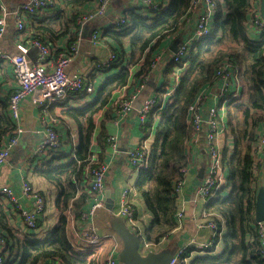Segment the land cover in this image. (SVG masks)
I'll return each instance as SVG.
<instances>
[{
    "label": "trees",
    "instance_id": "16d2710c",
    "mask_svg": "<svg viewBox=\"0 0 264 264\" xmlns=\"http://www.w3.org/2000/svg\"><path fill=\"white\" fill-rule=\"evenodd\" d=\"M95 1L59 0L63 8L53 16L39 13L41 10L26 12L25 28L21 32L16 30V34L29 31L30 39L52 45L67 34L70 36V46L78 38V19L88 14L87 8ZM214 1L217 7L210 34L190 46L188 55L182 60L188 66L173 93H169L171 85L167 86L171 77H165L166 85H163L162 90L167 92L169 98L166 104L157 106L162 107V113L155 116L159 124L151 161L147 169L139 171L136 189L152 216L145 231L146 238L151 244H158L173 234L180 224L177 217L179 197L174 189L181 178L182 169L187 166L185 142L193 137V129L188 123L191 108L199 98L202 102L198 107L204 108L212 95L218 97V106H222L225 96H218L213 88L223 81L218 75L220 67H227L229 73L239 75L242 87V93L225 105L228 122L225 121L223 126L233 135L235 144L231 150L226 148L223 151L222 162L228 174L222 187L205 202L207 217L203 216L204 219L219 222L225 228L220 238L222 249L219 253L211 254L215 244L206 255H197L191 260L192 252L197 248L188 247L181 264H264L255 219L257 194L264 186L260 179L264 175V164H257L258 158L255 156L260 132L264 128V34L259 40L249 36L248 18L252 0ZM156 3L158 7L149 8L146 15L128 10L123 17L126 19L124 25L113 26L103 32L102 38L117 46L116 59L111 66L116 71L105 77L96 98L82 107L74 108L68 102L51 107H62L63 116L73 120L79 128L78 145L73 156L61 162V153L58 152L47 162V167L39 169L41 175L58 189V224L44 238L27 232L31 229L15 230L11 222L14 214L7 205V198L0 194V230L5 240L2 250L4 264H95L86 254L78 253L69 240L66 212L75 203L87 161L94 155L92 138L96 133L97 115L105 108L114 114L111 107L113 93L130 86L132 81L135 84L147 78L163 40L183 34V26L192 15V0H155ZM165 3L167 5L162 9ZM50 8L47 6L43 11ZM126 49L129 50V56L124 61ZM1 65L0 61V142L11 136L16 128L9 109L10 97L6 100L1 96L4 79ZM203 93L208 96L201 97ZM155 117L152 113L150 127ZM97 135L98 142L102 144L107 136L104 128ZM217 241L216 238L215 243Z\"/></svg>",
    "mask_w": 264,
    "mask_h": 264
},
{
    "label": "crops",
    "instance_id": "0c3cea01",
    "mask_svg": "<svg viewBox=\"0 0 264 264\" xmlns=\"http://www.w3.org/2000/svg\"><path fill=\"white\" fill-rule=\"evenodd\" d=\"M24 1L26 0H4L7 8L11 12V16H9L7 19L8 26L1 41V46L3 50L8 52L10 55L16 54V46L20 41L27 40L26 42L28 43V41L31 40L29 31H27L25 34H16L17 20L13 16V13L16 11L18 5ZM162 5V9H165L167 3ZM50 7V10L43 11L41 14L46 13L49 16H53L62 10L63 4L57 0V2ZM149 7L150 6L148 5L147 0H115L110 5L105 16H98L93 21L83 25L80 24V18L78 19L79 33L81 35L79 36L78 33L77 40L72 44H79V52L72 60L68 71L70 73L80 71L87 74L93 81L94 91L90 93H71L69 97L66 98L62 103L68 102L70 106L77 108L91 102L94 97H96L98 89L102 86V82L105 80V77H108L116 71V69L111 68L112 65L101 70H94L96 63L107 60L110 57L111 52H116L115 47L117 46L106 42L104 38H102L103 32L107 31L109 28H113L111 25L113 21L124 17L128 10H135L140 12L141 15H146V13L150 10ZM156 7H158L157 3ZM156 7L154 6L152 8ZM87 9V13H94L97 10V0L90 4ZM203 13L204 10L202 8L196 10L194 13H192L190 19L186 21V24L183 26V34H176L173 37H168V39L163 40L159 50H157L155 54L156 57L154 62L156 61V63L155 65H152L150 74L147 76V78L137 81L135 84L134 81H132L130 86L119 89L113 93V99L117 96L129 98L132 94H135L133 111L128 115L127 118L117 119L116 115L113 114V112H110L108 108L101 110L96 117L97 127L95 137L92 138V151L93 154L98 158L99 162L107 163L110 166V171L107 174L105 185V205L95 214H91L90 210L94 204V197L89 192L86 183H83L82 188H80L79 192H77L75 203L70 205L72 215L70 216L69 221H67L68 237L75 250L78 253L86 254L89 260L95 261V264H105L107 257L110 255L118 259V254L123 246V243L119 236L112 229L110 225V219L113 214L117 216L122 203L123 191L125 189L130 190V201L138 208L137 219L140 232L144 236L142 238L144 241L142 245L144 254L149 251L159 252L164 248H176V250L178 249L177 251H179L182 248H186L193 241H196L197 243L206 242L214 237L212 230L203 226V224L208 220V218H203V216L205 217V210L203 209L200 215L197 214L198 199H202L197 195V188L202 183L203 178L205 177V174L208 170V156L205 143L195 141L191 142L190 147L192 156V172L191 176L187 178L184 190L179 196L178 200L179 211H182L184 215L179 222L180 224L178 229L170 236L164 238L158 244H150L151 242H149L146 238L145 231L152 220V216L146 209L143 200L136 189L139 172L133 168L128 159V152L138 146L139 141L145 136L144 131L142 130V123L139 119L138 110L147 99L155 95H157L160 99L158 105L160 103L161 106L165 104L167 96H169L165 90H162L165 77L167 75L171 77L170 84L168 83L167 86L176 84L183 72V67L186 65L185 61L182 63H176V61H173L175 60L173 58V54L175 53L171 49L172 44L177 38H182V43L179 46L188 42V38L194 36L197 22ZM248 20L249 36L252 39L259 40V38L264 33L261 34L254 28L253 24L251 23L250 16ZM96 30L100 32L101 43H104L105 46L104 44L95 45L91 42V35ZM69 37L70 36L67 34L63 35L60 39L54 42L55 46L52 44L51 45L56 51H58V48L60 50L68 49L71 46H69ZM30 48L31 51L29 56L31 59L36 60L39 55V50L33 45H31ZM123 56H125L124 61H126L129 56V50L126 49V53L124 52ZM0 61L2 62L1 66H3V69H1V76H4L1 86L3 94L1 96L7 100L12 92H14V90L18 87V84L14 78L12 62L10 60ZM221 87L222 82L221 85H218L213 89L217 91ZM129 88H131L130 91H128ZM241 88L242 87L239 84L240 92H242ZM230 90L231 92L236 90V85L234 83L231 85ZM208 92L211 93V90ZM160 93H163V95L161 96ZM211 97L212 98L209 100L210 102H207L205 107L200 109L203 114H206L211 106L218 105L220 103V100H218L217 96L212 95ZM226 102H228V100L225 99L223 103L226 105ZM51 107L49 109L47 121L53 122V126L57 129L61 137L62 145L59 152L61 153V162H63L66 159H70L77 148L79 140V128L73 120L63 116L64 114L62 107H57L56 109ZM156 117L155 122L151 125V127L149 126L150 117H148L146 123L147 133H149L150 130L153 133L157 123ZM222 121L223 123L226 121L225 114H223ZM43 122L44 120L41 113V107L33 105L30 98L27 97L21 103V126L25 128V132L22 133L18 144L13 148L8 162L0 167V187L4 184L9 185L19 203V206L17 207L11 200H6L8 207L11 208V212L14 214V217L11 218V222L13 223L15 230H22L23 219L21 216V209L32 210L34 205V199L23 194V181L27 180L34 189L39 190L44 195L45 199V192L49 188L55 186L54 184L48 182L39 172V169L47 167V164L52 160V155L55 153L52 155L48 153L41 156L32 154L37 145H39L44 139ZM73 126L76 128V139L74 137L75 133ZM101 128H104L107 133L104 141L102 140V144L97 140V134ZM109 135L116 136L118 141L117 150L111 149L107 140ZM260 135L264 136V128L261 129ZM223 140H227L229 143L228 138L221 136L219 140L221 145H223ZM70 147L71 149L69 150ZM43 164L45 165L42 166ZM225 170L226 171H224V173L225 176H227L226 174H228V170L226 168ZM106 191H111V195L115 200V206L112 211L106 207ZM202 200L204 201V199ZM56 210L59 213L57 207ZM59 215L60 214H58L57 217H53L52 220L54 221V225H50L49 221L46 225H42L41 222L44 218V213L41 214L38 217L37 228L35 230H28L27 232L34 233V236L38 238L46 237L58 224ZM71 220L73 221L72 223ZM89 225H94L96 231L101 236H111L103 241L101 251L97 248H88L85 244L82 233ZM219 225L222 232L219 234V237L217 238L218 241L216 242L214 250L211 254L219 253L222 249V242L220 238L222 237L225 228L223 225ZM2 233L3 231L1 232L0 230V237H2ZM3 249L4 244L0 243V251ZM197 255H206V253L195 250L192 252L191 260ZM189 260L190 259H188V261Z\"/></svg>",
    "mask_w": 264,
    "mask_h": 264
},
{
    "label": "built area",
    "instance_id": "2783aa9c",
    "mask_svg": "<svg viewBox=\"0 0 264 264\" xmlns=\"http://www.w3.org/2000/svg\"><path fill=\"white\" fill-rule=\"evenodd\" d=\"M113 1L115 0H97V10L94 13H88L82 16L80 18V24L83 25L89 23L98 16H105ZM147 2L150 7H156L154 0H147ZM252 4L250 11L251 23L259 33L263 34L264 19L260 12L259 0H252ZM53 5L54 3L52 0H26L18 5L16 11L13 13V16L17 20L16 28L18 32H21L25 28L24 15L26 12L35 13L38 10H41L39 13H42L43 8ZM0 7L2 10V16L0 17V60H10L12 62L14 78L18 84V87L12 92L9 98V109L16 124V128L11 136L0 142V167H2L8 162L13 148L18 144L22 133L25 132V128L21 126V103L27 97L30 98L33 105L41 107V113L44 120V139L39 145H37L32 154L41 156L49 153L52 155L59 152L62 141L57 129L53 126V122L47 121L50 107L53 104H61L71 93L93 92L94 84L87 74L80 71L73 73L68 71L72 60L79 52V44L74 43L68 49L56 51L49 43L31 39L28 43L26 42L27 40L20 41L16 46L17 52L14 55H10L8 52L4 51L1 46V41L6 32L8 26L7 19L11 16V12L7 8L4 0H0ZM216 7L217 4L214 0H192L190 14L200 8L204 10V13L200 16L197 22L194 36L188 38L189 41L181 45L179 51L173 54V58L176 61H181L188 55L189 48L195 41L210 34L212 27L210 23H212L211 21L213 20ZM189 19L190 18H188L187 21ZM125 23L126 19L121 17L120 19L113 21L111 25L119 27ZM100 37V32H98V30L94 31L91 35V42L95 45L104 44L101 43ZM31 45L39 50V55L36 60L31 59L29 56ZM115 59L116 54L111 52V55L107 60L96 63L94 70H101L110 67ZM155 63L156 61L153 65H155ZM218 75H221L223 80L222 87L217 90L218 96H225V99L229 101L238 97L242 93L239 91L240 77L237 73L233 75V73L227 71V67L222 66L220 67ZM233 83L236 85V90L231 92L230 89ZM202 95L203 96L201 97L203 98L208 96L207 93H203ZM134 98L135 94H132L129 98L117 96L112 99L111 107L113 108L117 119L127 118L128 115L131 114L133 111ZM199 100L191 108L188 121L193 129V137L185 142L187 166L182 169L181 178L177 181L174 191L179 197L184 190L187 178L191 176L192 156L190 147L191 143H189L190 140L191 142L205 143L207 147L208 170L202 183L197 188V195L206 202L225 182V167L222 162L223 151L226 148L231 150L234 147V137L232 134L228 133L227 129L223 126L221 112L225 111V103H223L222 106H211L206 113L209 118L208 120H205V114L200 111L202 107H198V104L202 102ZM158 102L159 97L157 95L152 96L147 99L138 110L139 119L142 123V130L144 131L145 136L139 141L138 146L128 152V159L133 168L138 172L147 169L151 161L154 137L152 136L153 133L151 130L147 133L146 123L148 117H151L152 113L154 114V117L162 113V107H157ZM221 136L228 138L229 143L227 140H223V145H221L219 142ZM259 137L260 142L257 146V154H255V156L258 158L257 164H264V136L260 135ZM107 140L111 149L117 150L118 141L116 136L109 135ZM87 162L83 179L80 181L81 186H78V192L80 188H82V184L86 183L89 192L94 197V204L90 213L95 214L105 205V185L110 166L107 163L99 162L95 155H92ZM260 179L264 183V175H261ZM0 194L11 200L17 207L19 206L13 190L9 185H2L0 187ZM23 194L27 197L33 198L34 205L32 210L21 209V216L23 219L22 230H35L37 228L38 217L44 213L46 199L44 195L39 190L34 189L27 180L23 181ZM66 215L67 221H69V218L72 215L71 207L67 210ZM117 215L123 217L128 227L131 228L141 239L144 237L138 227V208L130 201L129 189L123 191L122 203ZM183 215L182 211L177 213L179 222L183 218ZM204 215L207 217L205 212ZM72 222L73 221L71 220V223ZM203 226L211 229L214 237L206 242L197 243L196 241H193L186 248L177 251L170 264H181L182 256L186 254L188 247L193 246L200 252L206 253L216 244L215 238H218L219 234H221L219 223L215 220L208 219ZM258 234L260 235L261 249L264 254V222H258ZM82 237L88 248H97L101 251L103 241L111 236H101L96 231L94 225H89L86 230L83 231ZM0 243L4 244L3 237H0ZM142 251L144 252L143 247ZM185 262H187V260H185ZM0 264H4L2 251H0ZM105 264L121 263L118 259L110 255L107 257Z\"/></svg>",
    "mask_w": 264,
    "mask_h": 264
},
{
    "label": "water",
    "instance_id": "95a60500",
    "mask_svg": "<svg viewBox=\"0 0 264 264\" xmlns=\"http://www.w3.org/2000/svg\"><path fill=\"white\" fill-rule=\"evenodd\" d=\"M260 12L264 19V0H260ZM182 43V38H177L172 44V51L177 53ZM208 114L204 115V119L208 120ZM106 207L112 211L115 206V200L111 195V191H106ZM255 219L257 222H264V186H262L257 194ZM110 225L114 232L121 239L123 246L118 254V260L121 264H170L173 257L177 253L176 248H164L159 252L149 251L146 254L142 251V239L126 224L121 216L112 215Z\"/></svg>",
    "mask_w": 264,
    "mask_h": 264
},
{
    "label": "rangeland",
    "instance_id": "374dc122",
    "mask_svg": "<svg viewBox=\"0 0 264 264\" xmlns=\"http://www.w3.org/2000/svg\"><path fill=\"white\" fill-rule=\"evenodd\" d=\"M212 23H210L211 24V26L213 25V20L211 21ZM176 61V60H175ZM181 63L182 62V60L181 61H176V63ZM187 66H188V63L183 67L184 69H183V72H182V74L180 75V78L184 75V73H185V71H186V68H187ZM166 79V78H165ZM180 81V79H178V81L177 82H179ZM163 85H166V81H164V83H163ZM177 85L176 84H173V85H171L170 86V90H169V93H173L174 92V90H175V87H176ZM96 98V97H95ZM169 98V96H167V99ZM217 103H218V101H217ZM165 104H166V101H165ZM223 114H225V120H226V122H228L227 121V116H226V111H224V112H221V115H222V117H223ZM159 116V115H158ZM158 124H159V122L155 125V129L153 130V134H152V136L154 137L155 136V134H156V132H157V128H158ZM233 125H234V122H233ZM73 130H74V133H75V135H74V137H75V139H76V128L73 126ZM232 146H233V144H232ZM71 149V147L69 148V150ZM53 186V185H52ZM45 194H46V205H45V211H44V218L42 219V225H46L47 224V222L49 221V224L50 225H54V221L52 220L53 219V217H57L58 216V211L56 210V200H57V195H58V191H57V189H56V187L55 186H53V187H51V188H49L46 192H45ZM204 205H205V202L202 200V199H198V204H197V208H198V210H197V214H201L202 213V211H203V209H204ZM114 215V214H113ZM116 216V215H115ZM53 227V226H52ZM138 227H139V223H138ZM136 228V227H135ZM52 229V228H51ZM139 229H140V227H139ZM155 247V246H154Z\"/></svg>",
    "mask_w": 264,
    "mask_h": 264
},
{
    "label": "clouds",
    "instance_id": "9594fccd",
    "mask_svg": "<svg viewBox=\"0 0 264 264\" xmlns=\"http://www.w3.org/2000/svg\"><path fill=\"white\" fill-rule=\"evenodd\" d=\"M258 223V222H257Z\"/></svg>",
    "mask_w": 264,
    "mask_h": 264
}]
</instances>
